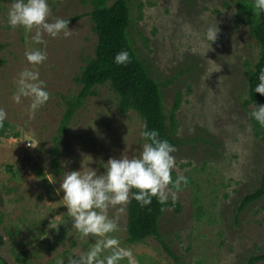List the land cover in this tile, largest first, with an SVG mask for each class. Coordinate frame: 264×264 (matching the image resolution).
<instances>
[{"label":"rangeland","instance_id":"rangeland-1","mask_svg":"<svg viewBox=\"0 0 264 264\" xmlns=\"http://www.w3.org/2000/svg\"><path fill=\"white\" fill-rule=\"evenodd\" d=\"M98 1L48 0L50 19H68L72 34L45 35L48 59L32 66L24 52L39 45L32 44L31 34L22 27H10L7 11L12 0H0V43L6 46L0 53V107L9 126L8 137H0V260L6 264H55L57 257L67 264L69 255L87 250L92 238L81 239L71 228L63 192L57 193L63 174L90 168L99 174L110 157L139 155L144 142L143 121L135 112L120 114L117 96L103 86L55 143L64 98L78 93V77L95 57L97 38L89 13ZM127 2L130 36L150 76L172 81L163 90L168 110L180 95L171 176L184 175L189 182L177 192L175 202L182 211L166 208L161 236L181 264H250L249 257L264 254V198L238 210L259 186L264 167V142L255 136L249 118L254 107L245 108L242 100L248 70L258 59L248 11L253 1ZM213 23L220 32L210 46L203 33ZM26 67L40 72L50 93L35 114L29 111L28 98L12 100L15 78ZM25 139L38 145L29 147ZM127 208L108 209L119 225L115 235L122 246L130 247L140 264H174L155 240L128 242Z\"/></svg>","mask_w":264,"mask_h":264},{"label":"clouds","instance_id":"clouds-1","mask_svg":"<svg viewBox=\"0 0 264 264\" xmlns=\"http://www.w3.org/2000/svg\"><path fill=\"white\" fill-rule=\"evenodd\" d=\"M257 13H264V0H253ZM8 24L13 29L22 27L30 33L33 45L39 47L26 48L24 58L29 65L38 66L47 61L45 35L51 38L69 37L72 32L68 28V19L55 17L50 19L48 0H12L7 11ZM34 29V31H33ZM220 29L217 23L209 24L204 30V39L210 46L217 40ZM259 47L255 49L259 56ZM129 53L121 50L114 56V63L127 65ZM258 83L253 92L264 95V68L258 74ZM15 91L12 100L20 103L28 98L29 111L35 114L50 98L46 83L40 78V72L33 68H24L15 78ZM245 93L242 100H247ZM261 127H264V104L255 103L249 113ZM7 118L4 108L0 107V126ZM140 136L143 144L139 155H124L119 158L110 157L103 162V171L90 168L81 171L65 172L59 182L63 192V205L81 239L91 237L93 242L87 250L74 252L67 257V264H140L130 247L122 246L118 235L119 225L116 219L108 215V209L117 205L123 207L134 199L141 207L147 206L155 197L160 204L177 199V192L187 186L188 178L184 175L171 176L175 168L176 148L167 139L161 138L155 129L148 130L142 125ZM28 140V139H25ZM29 141V147H36ZM54 182V181H49ZM135 190V191H133ZM55 264H65V258L57 257Z\"/></svg>","mask_w":264,"mask_h":264},{"label":"trees","instance_id":"trees-1","mask_svg":"<svg viewBox=\"0 0 264 264\" xmlns=\"http://www.w3.org/2000/svg\"><path fill=\"white\" fill-rule=\"evenodd\" d=\"M107 2V0L98 1L89 13L93 23L92 29L97 38L95 57L87 62L78 77L77 81L80 84L78 93L64 98V112L55 143H58L67 133L77 113L84 107L89 97L96 95V88L108 86L117 96V108L120 114L135 112L143 123L147 124L148 130H157L161 138L167 139L176 146L174 137L178 129L177 112L180 108V95H177L172 108L168 110L165 106L163 90L169 87L172 81L154 80L149 74L147 63L136 51L130 36L132 13L127 0ZM249 7L251 35L260 51L257 62L249 68L247 74L248 99L244 101V107L247 109L254 107L255 103L264 104V95L253 92V88L258 83L259 71L264 68V13L258 14L253 2ZM5 47L0 43V53ZM121 50L129 53L130 62L127 65L114 63V56ZM250 121L255 136L264 142V127H261L254 119L250 118ZM8 128L6 123L0 126V137H8ZM54 155V162L58 167L61 157L57 148ZM263 198L264 167L259 186L242 200L239 212H243ZM168 207L173 208L177 213L182 211V206L177 202L160 204L154 197L149 205L141 207L137 201L130 199L127 208V240L131 244L155 240L174 264H181L160 233V222ZM197 211H201V208L198 207ZM2 245L3 238L0 235V247ZM248 261L250 264L264 262V254L251 256Z\"/></svg>","mask_w":264,"mask_h":264}]
</instances>
